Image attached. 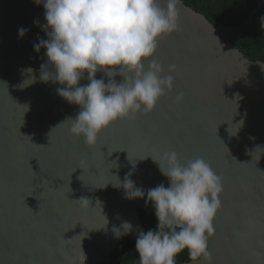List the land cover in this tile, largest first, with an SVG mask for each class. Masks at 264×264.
<instances>
[{
    "label": "water",
    "instance_id": "water-1",
    "mask_svg": "<svg viewBox=\"0 0 264 264\" xmlns=\"http://www.w3.org/2000/svg\"><path fill=\"white\" fill-rule=\"evenodd\" d=\"M263 4L225 25L182 0L179 30L158 40L153 57L174 76L173 90L89 146L70 133L80 106L59 95L63 85L40 80L46 49L34 45L49 38L43 4L0 0V264L109 262L126 238L145 231L140 210L155 213L146 195L126 198L125 177L145 192L169 186L151 157L157 151H176L182 163L202 157L223 178L207 264H264V61L233 43ZM21 27L29 30L23 38ZM88 83L85 74L80 84ZM125 221L133 232L118 239L113 229Z\"/></svg>",
    "mask_w": 264,
    "mask_h": 264
},
{
    "label": "clouds",
    "instance_id": "clouds-1",
    "mask_svg": "<svg viewBox=\"0 0 264 264\" xmlns=\"http://www.w3.org/2000/svg\"><path fill=\"white\" fill-rule=\"evenodd\" d=\"M34 3L43 4L47 23L42 27L49 37L34 45L37 52L41 47L46 49L47 62L41 65L40 80L63 85L57 89L59 95L80 106L77 116L68 120L72 121L70 133L83 136L85 144L94 146L98 134L119 119L150 113L161 97L173 90L174 76L165 75L164 66L153 57L158 40L179 30L182 0H166L165 6L161 0ZM27 31L19 28V37ZM175 70L176 65L168 66L169 73ZM98 72L104 74L99 79ZM85 74L89 83L81 85ZM117 75L123 77L122 82H117ZM34 82L33 76L22 87ZM183 97V93L177 95L176 101ZM151 157L169 186L161 183L145 192L136 187L131 174L122 182L126 198L146 195V205L153 204L158 221L156 229L138 231L135 250L139 264H176V257L185 251L193 264L202 260L207 264L211 256L208 239L221 207V178L202 157L183 163L176 151H157ZM113 231L119 239L130 235L133 225L125 221Z\"/></svg>",
    "mask_w": 264,
    "mask_h": 264
},
{
    "label": "trees",
    "instance_id": "trees-1",
    "mask_svg": "<svg viewBox=\"0 0 264 264\" xmlns=\"http://www.w3.org/2000/svg\"><path fill=\"white\" fill-rule=\"evenodd\" d=\"M187 4L193 6L196 10L203 12L213 23L218 24H239L247 18L250 12L257 5L258 0H185ZM264 22V4L255 13L253 23L249 29L240 37L233 40V43L250 59L264 61V28L261 27ZM152 216V217H151ZM140 218L145 229H156L157 218L155 213L148 215L140 210ZM135 242H126L122 244L117 254H113L111 264H121L118 256L121 252L127 254L122 261L124 264H139L138 254L135 248ZM187 255V256H186ZM191 261L188 252L185 251L176 257V264Z\"/></svg>",
    "mask_w": 264,
    "mask_h": 264
},
{
    "label": "flooded vegetation",
    "instance_id": "flooded-vegetation-1",
    "mask_svg": "<svg viewBox=\"0 0 264 264\" xmlns=\"http://www.w3.org/2000/svg\"><path fill=\"white\" fill-rule=\"evenodd\" d=\"M185 1V0H184ZM185 3H186V1H185ZM187 4V3H186ZM187 5H189V4H187ZM191 6V5H190ZM193 7V6H192ZM148 215H150L149 213H147ZM152 217V216H151ZM158 221H156V223H157ZM145 228V227H144ZM145 232H147V230L145 229ZM128 241H130V242H135L136 243V241H134V240H132V239H130V238H126V240L124 241V242H122L121 244H120V246L119 247H117L116 248V250L115 251H113L112 253H111V255H110V259H109V262H107V263H103V264H111V258H112V255L113 254H117L118 253V251H119V249L120 248H122V244L123 243H125L126 244V242L128 243ZM130 247H132V248H135V246L133 245V244H131V246ZM126 256H127V254L124 252H121L120 254H119V256H118V259H119V261L121 262V264H124L122 261L126 258ZM187 256V255H186ZM120 264V263H119Z\"/></svg>",
    "mask_w": 264,
    "mask_h": 264
},
{
    "label": "snow or ice",
    "instance_id": "snow-or-ice-1",
    "mask_svg": "<svg viewBox=\"0 0 264 264\" xmlns=\"http://www.w3.org/2000/svg\"><path fill=\"white\" fill-rule=\"evenodd\" d=\"M221 179H223V178L221 177Z\"/></svg>",
    "mask_w": 264,
    "mask_h": 264
}]
</instances>
